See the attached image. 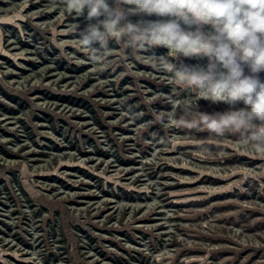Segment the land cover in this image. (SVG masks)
<instances>
[{"label":"rangeland","instance_id":"1","mask_svg":"<svg viewBox=\"0 0 264 264\" xmlns=\"http://www.w3.org/2000/svg\"><path fill=\"white\" fill-rule=\"evenodd\" d=\"M75 22L0 0V264H264V153L228 136L202 154L207 133L159 118L167 73L97 68Z\"/></svg>","mask_w":264,"mask_h":264},{"label":"clouds","instance_id":"2","mask_svg":"<svg viewBox=\"0 0 264 264\" xmlns=\"http://www.w3.org/2000/svg\"><path fill=\"white\" fill-rule=\"evenodd\" d=\"M75 22L68 31L93 65L106 69L128 55L167 73L173 92L161 121L195 133L201 153L236 136L264 153V0H61ZM152 17H155L153 19ZM119 46L117 53L112 45ZM167 49L166 55L156 50ZM143 53H147L144 55ZM195 59L205 63H186ZM224 104L207 112L199 102Z\"/></svg>","mask_w":264,"mask_h":264}]
</instances>
